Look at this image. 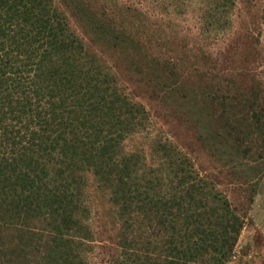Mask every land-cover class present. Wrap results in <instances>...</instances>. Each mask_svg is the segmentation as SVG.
<instances>
[{
	"label": "trees",
	"instance_id": "1",
	"mask_svg": "<svg viewBox=\"0 0 264 264\" xmlns=\"http://www.w3.org/2000/svg\"><path fill=\"white\" fill-rule=\"evenodd\" d=\"M60 1L84 36L53 0H0V264H90L99 222L113 264H228L249 205H232L173 135H152L146 105L202 119L199 142L217 155L264 162V81L245 68L260 44L253 0H201L200 34L246 13L258 36L241 58L195 53L200 66L154 53L169 42L145 5L180 15L192 0Z\"/></svg>",
	"mask_w": 264,
	"mask_h": 264
},
{
	"label": "rangeland",
	"instance_id": "2",
	"mask_svg": "<svg viewBox=\"0 0 264 264\" xmlns=\"http://www.w3.org/2000/svg\"><path fill=\"white\" fill-rule=\"evenodd\" d=\"M120 1L126 2L127 5L139 2V0ZM53 3L59 10L67 12V14L69 13L60 0H53ZM186 4L187 7L183 14L176 15L170 10V6H167L170 13L165 14L161 9L163 5L145 2L147 11L159 10L160 14L152 21L158 22L162 34L168 37L169 43H163L154 49V53L161 58H173L176 52L180 50L185 52L190 59L185 64L193 63L197 66L200 65L193 57L195 53L210 54L216 59L219 58V62L226 55L227 51L236 52V56L233 54L234 59L240 54L241 58L245 50V44H242L244 36L246 35L249 41L251 37L255 39L258 36L257 32L252 29L253 27L250 25L249 17L246 13L240 14V17L235 20L232 29H228L226 33L223 34V31H218L215 34L218 37L214 36L211 38L208 37L210 34L208 36L202 35L198 26L200 25L199 21L202 11L205 8L204 4L201 0H192ZM253 6L254 15L258 16V18L260 15L262 16L261 33L259 35L260 44H256L253 47L254 55L250 54L245 68L250 70L253 76H257L264 81V0H253ZM255 12L259 15L255 14ZM68 19L73 31L84 36L83 34L85 33H83L82 29L78 27L69 14ZM234 29V32L238 33L236 37L239 40L232 35ZM225 37L228 39V42ZM85 40L88 43V39L86 38ZM229 40L235 42L233 50L229 46ZM236 46L237 48H235ZM190 71L191 69H188L189 73ZM183 73L189 75L187 72ZM189 77L192 78V74ZM124 83H122V89L132 96L136 88L128 82ZM139 94L142 95V91H138ZM144 98L142 100H146ZM146 108L151 112V116L154 117L153 126L149 129L152 135L156 133L168 137L170 134L173 135L172 141L177 142L176 144L183 151L187 152L195 164L198 173L210 181L217 190L222 192L232 205H238L239 203L249 205L243 228L234 249V257L228 264H264L263 160L257 158H233L229 155V152L227 155H217L216 151L212 152L208 150L199 142V138L207 133V126L205 123L203 124L202 119L198 124L192 123V118L188 115L189 124L184 115H170L168 111L154 104V102L151 103V110L155 112L154 114H158L159 117H155L147 105ZM158 129L160 132H158ZM138 141L145 143L143 138H138ZM253 166H257L255 170L251 169ZM249 197L252 198L251 202H249ZM100 225H102L101 222L94 223L91 226L95 232V239L92 242L93 252L89 255L90 264H113L111 263V258L115 251L113 249L110 251L100 249L106 243L111 244V240L105 237L106 233L102 232L103 230Z\"/></svg>",
	"mask_w": 264,
	"mask_h": 264
}]
</instances>
